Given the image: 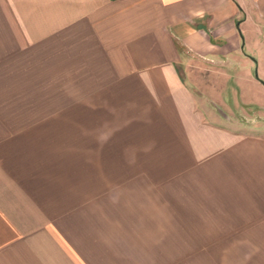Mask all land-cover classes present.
I'll return each mask as SVG.
<instances>
[{"label": "crops", "instance_id": "crops-1", "mask_svg": "<svg viewBox=\"0 0 264 264\" xmlns=\"http://www.w3.org/2000/svg\"><path fill=\"white\" fill-rule=\"evenodd\" d=\"M211 73L264 93V0H0V264H264V136Z\"/></svg>", "mask_w": 264, "mask_h": 264}, {"label": "rangeland", "instance_id": "rangeland-1", "mask_svg": "<svg viewBox=\"0 0 264 264\" xmlns=\"http://www.w3.org/2000/svg\"><path fill=\"white\" fill-rule=\"evenodd\" d=\"M253 77L263 82L262 78L259 76V70L257 64L254 65V69L252 72ZM215 76H218L214 73H211V75H208L210 77L211 81L206 82V86L209 87L211 84H216V92L220 93H227L226 99L228 102L231 103L233 107L232 116L235 120L241 122V128L245 127V129L241 130L242 132H248L252 135H261L264 136V93H259L255 88L246 86L244 89L247 88L246 94H243L240 96L241 91L238 90L239 88L236 87L235 83H229V86L227 87V83L224 86V82L222 80L215 79ZM214 80V81H212ZM234 87L235 90L232 89ZM236 94L238 96H232V94ZM239 93V94H238ZM245 93V92H243ZM218 99V98H217ZM218 107H220L223 111H227L226 106L220 104L219 100H216ZM225 102H227L225 100ZM242 102H248V103H242ZM230 105V104H229ZM227 114V113H226ZM150 168L153 170L158 169L160 170V162L154 161L152 165H150ZM196 176H188L184 179H181L179 184L182 186V188H185L186 191L190 189L192 190L193 183L192 181L196 180ZM200 179H197L195 182V185L201 184ZM191 181V182H190ZM214 183H217L216 180H213Z\"/></svg>", "mask_w": 264, "mask_h": 264}]
</instances>
